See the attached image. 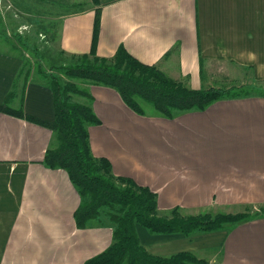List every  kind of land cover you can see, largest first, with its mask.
Returning a JSON list of instances; mask_svg holds the SVG:
<instances>
[{"label": "crops", "instance_id": "obj_1", "mask_svg": "<svg viewBox=\"0 0 264 264\" xmlns=\"http://www.w3.org/2000/svg\"><path fill=\"white\" fill-rule=\"evenodd\" d=\"M19 4L28 21L48 9L42 35L63 52H88L97 7L91 0ZM98 7L99 56L111 57L122 44L190 88L245 70L264 81V0H99ZM22 62L0 49V103ZM81 83L91 97L76 94V101L100 119L88 127L93 154L108 158L115 175L156 192L160 214L176 206L182 215L264 210V95L219 99L165 118L147 109L135 113L111 87ZM22 85L8 104L51 120L46 83L29 77L21 92ZM56 145L54 131L0 111V264H83L112 242L108 217L76 226L79 193L65 170L42 163ZM137 233L154 255L188 251L207 264H264V214L189 235L151 234L141 227Z\"/></svg>", "mask_w": 264, "mask_h": 264}, {"label": "trees", "instance_id": "obj_2", "mask_svg": "<svg viewBox=\"0 0 264 264\" xmlns=\"http://www.w3.org/2000/svg\"><path fill=\"white\" fill-rule=\"evenodd\" d=\"M91 1L97 7L94 9L88 52H63L69 56L70 62H65L59 69L70 80L60 83L59 77L50 73L49 81L45 82L52 92L53 118L44 120L26 113L22 104L17 108L8 104L15 94L18 81L22 80V92L29 79L30 73L24 71L23 64L12 89L0 103V111L45 126L56 133L57 145L44 152L42 163L49 168L65 170L79 193L82 200L73 214L77 227L83 228L89 220L104 217L102 212L106 209L105 216L113 224L112 242L83 264H207L188 251L168 256L149 253L139 239L137 227L151 234L189 235L194 231L218 230L226 224L264 214V210L261 208L252 212L247 207L245 211L237 213L199 212L182 215L176 206L160 214L156 192L138 184L131 177L115 175L108 158L93 154L88 127L98 125L100 119L90 105L70 99L71 94L91 97L87 90L78 87L72 79L115 89L123 102L140 115L145 114V108L139 103V99H142L165 118H172L178 111L203 110L216 100L245 96L251 92L241 85L190 88L166 75L156 65L139 61L122 44L111 57L97 55L100 8L99 0ZM203 64L200 62L201 75ZM257 94L264 95V92L259 91Z\"/></svg>", "mask_w": 264, "mask_h": 264}, {"label": "rangeland", "instance_id": "obj_3", "mask_svg": "<svg viewBox=\"0 0 264 264\" xmlns=\"http://www.w3.org/2000/svg\"><path fill=\"white\" fill-rule=\"evenodd\" d=\"M42 7L46 8L44 5ZM22 10L19 0H0V49L20 55L23 59L24 71L30 73L29 77L33 79H40L47 83L49 74L52 73L59 77L60 83L70 80L59 69L61 65H65V62H70L69 56L57 47L55 39L50 40L46 38L47 36L42 35V32H46L45 27L49 24L48 21L51 16L47 12L48 9H45L46 13L42 10L39 13L33 12L31 21H28L25 15L20 14ZM72 81L78 87L85 89L83 84H80V80L72 79ZM20 82L22 80L18 81V85ZM231 85H241L251 93L264 92V81L262 83L254 81L246 70L244 72L238 71L235 77H214L210 83L204 84L202 88ZM70 99L77 102V95L71 94ZM139 103L145 109L154 111L153 107L144 100L139 99ZM257 209L259 210V208ZM252 212L254 211L252 210ZM105 213L106 209L103 210L102 216L106 217Z\"/></svg>", "mask_w": 264, "mask_h": 264}]
</instances>
